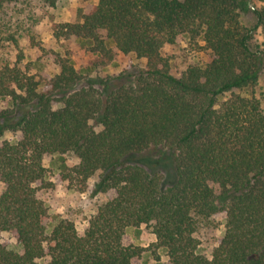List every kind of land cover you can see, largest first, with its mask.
Instances as JSON below:
<instances>
[{"label":"trees","instance_id":"16d2710c","mask_svg":"<svg viewBox=\"0 0 264 264\" xmlns=\"http://www.w3.org/2000/svg\"><path fill=\"white\" fill-rule=\"evenodd\" d=\"M83 1L96 3L81 21L54 24V39L86 45L92 70L127 56L144 67L91 77L60 56L58 73L33 72L21 40L38 45L42 15L32 0H0V233L22 248L0 243V264H133L145 250L123 238L141 226L167 264H264V50L251 45L256 31L264 37V7ZM185 41L209 61L175 71L167 49ZM55 155L76 161L71 185L83 193L92 181V194L106 196L81 233L69 219L51 226L40 195L52 187L44 158ZM144 162L168 163V177Z\"/></svg>","mask_w":264,"mask_h":264},{"label":"rangeland","instance_id":"374dc122","mask_svg":"<svg viewBox=\"0 0 264 264\" xmlns=\"http://www.w3.org/2000/svg\"><path fill=\"white\" fill-rule=\"evenodd\" d=\"M33 9L42 15L41 22L36 27L35 39L38 45H33L28 40H21V49L26 50L25 63L32 62L33 72L47 75L58 73V64L56 58L69 57L74 67L84 75L95 77L120 73L124 68H129L130 65L145 66L144 60H137L134 56L118 57L117 61L105 68L90 69L89 62L90 54L86 45L81 44L77 40L68 42H57L52 33L54 24L75 23L81 21L82 14L86 7L95 4L85 3L83 0H59L54 8H45L42 1L32 0ZM252 5L257 8L264 7L262 0H251ZM243 23L252 28L255 25V18L252 13L243 16ZM252 47L264 50V37L260 30L254 33ZM8 50V49H7ZM12 50V49H10ZM16 50V49H14ZM28 50H44L31 52ZM167 53L175 58L173 70H182L186 65H204L209 61L208 55L197 48H193L182 42L181 44L167 49ZM20 139L19 134L6 133L2 140L15 143ZM139 160V159H137ZM75 160L71 157L61 156H46L43 164L47 169V178L52 184L46 192H41V197L45 201L49 212L51 226L61 219H69L74 222L79 233L87 226L89 218L94 214L95 209L100 205L106 196L100 194H92V181L87 183V187L83 193L79 191L80 182L74 181L71 183L65 178L69 173ZM147 169L160 174L166 178L170 172V165L165 162L159 163L154 167L150 162H144ZM215 191L218 188L213 186ZM0 184V191H1ZM216 221L221 224L217 230L214 239H221L224 234V215L220 214L215 217ZM155 236H153L145 226L137 229H128L123 238V243L126 246H139L145 250L141 258L136 259L133 264H167L168 258L166 252L156 249ZM0 243L6 245L10 250L21 253V246L8 233H0ZM214 241L202 246L205 255L210 256ZM47 262V261H45ZM44 262V263H45Z\"/></svg>","mask_w":264,"mask_h":264}]
</instances>
